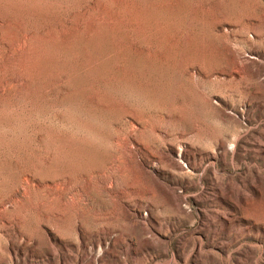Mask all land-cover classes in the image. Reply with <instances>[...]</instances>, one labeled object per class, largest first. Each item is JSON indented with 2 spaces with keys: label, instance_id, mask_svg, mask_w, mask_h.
<instances>
[{
  "label": "rangeland",
  "instance_id": "374dc122",
  "mask_svg": "<svg viewBox=\"0 0 264 264\" xmlns=\"http://www.w3.org/2000/svg\"><path fill=\"white\" fill-rule=\"evenodd\" d=\"M239 54L247 62L235 79L231 68ZM263 69L264 0H0V201L9 205L26 177L36 184L58 175L82 181L121 155L127 159L119 168L123 181L143 191L150 177L140 165L138 143L161 149L166 140L178 159L181 144L204 149L224 140L234 148L232 135L240 132L242 159L227 170L217 163L225 194L217 206L209 172L203 179V172L156 173L195 214L165 239L176 249L202 227L216 248L203 239V254L193 252L188 264H264V227L240 224L230 211L264 218V90L252 83ZM223 114L230 120L222 123ZM190 183L199 185L180 188ZM40 195L27 189L20 208L0 214L19 216L31 233L41 219ZM204 211L234 222L205 228ZM141 213L143 226L153 230L151 210ZM124 226L130 231L131 224ZM118 249L105 257L123 259ZM168 254L155 264H168Z\"/></svg>",
  "mask_w": 264,
  "mask_h": 264
},
{
  "label": "bare ground",
  "instance_id": "6f19581e",
  "mask_svg": "<svg viewBox=\"0 0 264 264\" xmlns=\"http://www.w3.org/2000/svg\"><path fill=\"white\" fill-rule=\"evenodd\" d=\"M246 62L247 60L241 55L238 57L237 64L231 68L233 69L231 72L233 78L236 79V73L239 74L246 67ZM263 72L264 69L258 70L252 77V83L257 92L264 90ZM230 118L223 114L220 120L227 122ZM236 122L241 127V121ZM232 136L234 148L226 145L224 140H218L211 144V147L209 145L204 149H198L188 145V143L181 144L178 159H174L168 152L170 143H166V140L163 147L166 151L163 148L154 149L155 147L144 146V144L137 142L141 150L139 153L140 165L150 177L149 181L146 180L149 186L143 187V191H139L135 183L123 181L122 174H119L120 165L123 164L122 160H125L122 155L120 158L115 157L108 162L109 164L105 169L82 177V181H77L69 176L59 177L58 175L48 176L36 184L33 177L24 178L14 195L10 197L11 199H8L9 205L0 201V210H5L6 214V209L10 206L15 207L14 205L17 206L21 202V196H24L27 189L34 188L38 189L41 194L42 205L39 211L41 219L33 227V232L29 233L19 216L10 217L6 216L7 214H0V256L2 257L0 264H27L26 259L30 258L33 261L34 257L42 260L41 264H72L73 262L75 264H155V259L169 257V251L172 254L167 261L168 264H186L193 252H196L197 256L203 254L206 247L203 239H208L210 234L208 235L200 227L196 231L198 237L185 239L176 249L171 245L172 240L170 238L165 239L170 231L194 221L195 214L182 206L177 188L163 180V175L156 173L163 170L183 177L203 172V179L206 178L204 177L205 174L209 172L213 175L206 178L214 195L211 204L217 206L216 200L220 196L223 198L225 196L224 189L221 190L220 186L221 171L218 169L217 163L221 162L227 170L226 168L235 159L241 160L243 156L242 152L237 149L242 137L240 132H235V135ZM132 144L136 146V143L132 142ZM171 146L174 147L173 144ZM263 149L264 144H261L259 151ZM159 150L161 156H159ZM229 159H231L230 162ZM47 163L49 162L46 161ZM182 163L188 164V170L184 168ZM190 184L181 185L180 188L191 190L196 189L199 185V183ZM155 197L160 199L158 204L153 203L154 200L152 201V198ZM142 208L151 210L149 221L153 230L144 227L139 220L144 218L141 213ZM230 211L234 219L240 224L243 220H248L249 223L255 225L254 228L256 226L264 227V218L251 217L245 212L239 215L234 209ZM159 214L168 221L161 222ZM125 222L131 224L130 231L126 230ZM233 222L232 218H227L224 221L222 216H207L205 211L203 212L202 224L205 228H228ZM148 234L151 235V239L147 237ZM212 235L216 238V231ZM254 237L259 239V236L255 235ZM190 238L194 239V242ZM125 241H130L131 244L137 242L139 247L132 248ZM207 241L210 247L216 248L215 239L212 241L208 239ZM118 248L125 255L123 259L111 260L105 257L108 249H111L112 251H109L114 254V252L120 251ZM226 252H230L229 247ZM257 261L259 264L258 259Z\"/></svg>",
  "mask_w": 264,
  "mask_h": 264
}]
</instances>
